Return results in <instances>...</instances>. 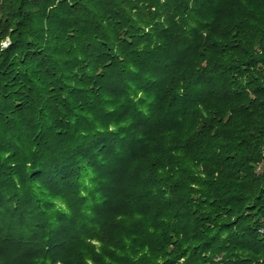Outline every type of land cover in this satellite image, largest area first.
I'll use <instances>...</instances> for the list:
<instances>
[{"label": "trees", "instance_id": "16d2710c", "mask_svg": "<svg viewBox=\"0 0 264 264\" xmlns=\"http://www.w3.org/2000/svg\"><path fill=\"white\" fill-rule=\"evenodd\" d=\"M55 262L264 264V0H0V264Z\"/></svg>", "mask_w": 264, "mask_h": 264}, {"label": "rangeland", "instance_id": "374dc122", "mask_svg": "<svg viewBox=\"0 0 264 264\" xmlns=\"http://www.w3.org/2000/svg\"><path fill=\"white\" fill-rule=\"evenodd\" d=\"M6 43H7L6 40H4V41L2 42L3 45H5Z\"/></svg>", "mask_w": 264, "mask_h": 264}, {"label": "built area", "instance_id": "2783aa9c", "mask_svg": "<svg viewBox=\"0 0 264 264\" xmlns=\"http://www.w3.org/2000/svg\"><path fill=\"white\" fill-rule=\"evenodd\" d=\"M54 264H62L61 262H55Z\"/></svg>", "mask_w": 264, "mask_h": 264}]
</instances>
